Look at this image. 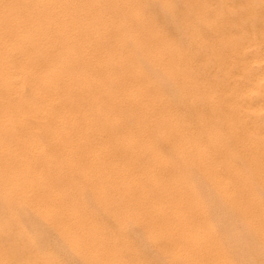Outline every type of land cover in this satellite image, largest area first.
<instances>
[{
	"label": "bare ground",
	"instance_id": "bare-ground-1",
	"mask_svg": "<svg viewBox=\"0 0 264 264\" xmlns=\"http://www.w3.org/2000/svg\"><path fill=\"white\" fill-rule=\"evenodd\" d=\"M86 1H88V0H86ZM102 1L104 2V0H102ZM124 1L125 0H121L122 5L125 4ZM98 2L96 3V1H95V3L97 5H98ZM192 2H194V1H192ZM258 2H260V1H258ZM113 3H115V2H113ZM155 3H156V1H155ZM160 3H161L160 5H162V7L165 8L166 10L169 7L168 5L170 4V3L167 4L166 0H160ZM204 3H205V5L203 7H204V11H206V8L209 7L210 5H209L208 0L207 1L205 0ZM82 4H84V3H82ZM82 4H81V6H82ZM105 4L107 5V2ZM147 4H148V2H147ZM153 4H154V2H153ZM182 4H184V3H182ZM185 4H186V2H185ZM220 4L222 5V3H220ZM97 5H95V6H97ZM144 5H146V4H144ZM174 5H176V4H174ZM79 6H80V4L77 3L76 0H0V264H62L56 258L55 254H54L56 251H54V253H53V252L49 251V248H43V247L40 248L39 247L40 236H41V233H43V232L38 234L37 231H35L34 229H30L28 226H26L27 224L25 222V219H26L25 217L28 215L33 217L35 220H37L38 224L40 223V224H42V226L44 225L45 227L52 230L56 234V235L55 234L54 235L59 238V240L61 241V243H63V245H65L64 247H66V249L68 251L73 253V255L77 256L78 259L81 262H83L84 264H127L126 259H125L126 257L124 256V254L132 251V249L130 247H123L122 248V246L119 244L116 246L115 245H113V246L109 245L108 246V244L106 245L104 240H106L105 237L108 236V235L105 236V229H107V228L106 227L104 228L103 226L97 224L100 219L98 221H96L97 222L96 223L95 221L92 220V218H91V220H90V218H87L89 215L87 214L88 216L86 217V215L84 214V212L87 210H84V212H83V206L82 205H84V204H82V203L84 201L82 199H80V202L77 203L76 202V199H77L76 196H78V195H76L74 197L76 205L74 204L75 206H72L71 204L68 203V202H71V200H73V199L70 200V198H71L70 189L69 188H63V187H61V189H60V188H58L59 185L57 186V184L59 182L61 183V180L68 177V176H66V174L69 175L68 171H72L70 168L76 169L75 167L78 165V164L76 165L72 159H69L68 158L69 156L67 157V155H70V153L73 152L72 148L74 146L78 147L79 153L81 154V157H82V155H84V156H87V158L92 157L96 162L101 161L103 163V164L101 163L102 167L99 165L98 166L102 168V171L104 168V170L106 169V170H109L110 173L112 172V174L116 178L114 180L115 181L117 180V182H114L115 185H113L114 183L113 184L110 183V185H111L112 189H114V190L117 189L118 192L117 191H115V192L123 195L126 198H128L127 196H131L133 201L136 199V197H139L140 201L141 200L143 201V204L149 203V205H151L153 207L152 208L153 210L149 214L147 213L148 217L145 221L146 226H147L146 229L148 232V239L151 240L150 242H154L155 240L162 238V237L167 238V243L170 245L171 250H169L170 249L169 248V249L162 251V253L167 257L168 260L173 261L176 257H181V258H184L188 264H231V262L229 260V253L223 247L224 245L222 244V242L215 240V238H216L215 229H214L213 224L210 221L211 219L209 220V218H211V217L209 216V218H208V216L206 214L207 208H206V205H204V201L202 202L201 199H199L201 196L199 198L196 196L193 185L191 183H189L188 180H186V179L184 180L183 177H185V176H182L181 173H178L179 175H177L176 173H174L172 175L165 173L167 170L166 161H164V159H162V156L160 155V153L157 152L155 150V147L152 146V144L150 142L151 140L149 141L146 139L147 137L145 138V136H144L145 135L144 130H146V129H144L145 125L143 127L144 130L141 128L142 126L141 127L139 126L140 128H138V126L135 125L138 129L136 128V130H134V131L128 130L129 131L128 132L125 130L128 133H126L125 135L122 134V136H121V134H120V136H117V134H115L114 139L117 141L116 143L120 144L123 147V151H126V153L130 157L128 161L125 160L127 162L124 161V163H122L121 161H119L122 164H119L117 160H113L114 158L109 153L113 148L109 151V147H111V146H109V144L107 143V141L104 140L103 137H102L103 139H101V140L99 139L101 141V143H99V140H98V142H96L93 139L94 142H96V144L99 143L98 146H96L95 148H93V147L90 148L91 146H87L85 148L86 150L84 149V147L81 148L86 142H88V139H92L94 137L100 138V136H103V132H102V128H101L102 125H99V123H95L93 121L94 116H96V113L99 112V107H100L98 100L95 97L96 95L93 96V94H92V92H93L92 89H96V88H94V86L99 87L97 84L98 81L96 82V77H95L96 76L95 74L97 73L98 70L96 69L97 70L96 73L93 74V72L90 71L91 68L90 69L87 68V67H89V65H92L93 67L98 66L99 68L101 67L103 69V71L106 75H107V73L110 75V78L108 77L110 80L114 76L118 80H121V79L124 80L125 79V82H127V83L124 82L125 83L124 88H126L125 94H127L128 100L131 103V108L135 109V111H136L133 113L136 114L139 112V114L142 113L143 115H145L146 113L156 114V116H158V120H160V122H162V124H165L168 126L167 128L162 127L163 125L161 126L162 128H160L159 134H158L159 137L162 138L164 141L169 140V142L171 141V143H174V145H172V146L174 147V150L176 152L175 154H177V157L186 161L188 168H193V167L198 166V168L201 170L204 178L206 179L208 185L211 186L216 191V193L223 199L224 202L230 203L233 208H235V206H236L237 207L236 209L239 210L238 206L234 202V196L231 192L232 181L230 178H226L225 174H223V170L225 168L226 170H228V173L232 176V178L233 177H239V174H238L239 172H237V169L234 166L229 165L224 159L223 160L220 159L221 160L220 162L213 161L214 158L210 155V153L206 149L203 148V146L201 145V143L197 137H195L194 135L193 136L188 135L185 132H183V130L181 128V122L182 121L179 120L178 116H175L176 115L175 112L173 113L172 111L167 110V108L164 109V107H163L164 105L162 106L163 102L161 101V98L159 97L160 95L158 96V93H156L157 92L156 90H158L157 85H155L153 82L148 80L147 83H145L146 84L145 87L138 86V84L141 83V82H139V83L136 82V80L139 79L138 71L140 70L141 67H143L145 65V63L140 58V56L137 55L138 56L137 58H140L139 60L142 61L144 63V65L142 64L143 66L141 65L140 68H138L137 66H135L134 68L131 67L132 68L131 72L130 71L128 72V70H127L128 68L126 69V67H125V65H126L125 59H128V57H125L124 53H122L120 50V49H122V51L125 50L123 47V44L128 39L125 41L123 39L120 40L117 45H115V46L113 45L114 47H112L113 48L112 50L109 49V51H106L104 54H99L98 56L92 55L91 49H94V47H96V46L97 47L101 46V45L103 46L102 43H104L103 42L104 41V35L110 29H108L107 26H100V27L97 26L96 27L97 31L95 33H93L91 31L90 34H92V33L93 34L91 35L90 40H88V42L89 41L90 42L88 44L86 43V45H85L84 42L86 40L82 42L80 35L83 32H85L86 30H90V29H88L89 28L88 25H91L90 24L91 22H89L90 20L89 21L87 20L88 22H85V24H84V23H82L83 19H82V21H80L79 14H82V13H78L79 9L81 8V7L79 8ZM90 6H91V4H90ZM98 6H100V5H98ZM107 6L109 7V4ZM147 6L150 9V5H147ZM157 6H159V4ZM89 7L87 9H84V11L86 10V11H88V13H90L92 11V9H90ZM92 7H94V6H92ZM118 7H119L118 10H120V6H118ZM159 7H161V6H159ZM185 7H186V5H185ZM255 7H256V5H255ZM135 8L136 7H133V6L130 7L131 13L133 15L132 19L135 18L134 21L136 19L140 18V12L138 10H136ZM96 9H98V8H96ZM100 9H99V11H100ZM147 9H145V10H147ZM151 9H153V8H151ZM116 10H115V12H117ZM153 10H154L153 12H155V9H153ZM159 10H161V9H159ZM190 10H191V7H190ZM84 11H82V12H84ZM113 11H111V12H113ZM120 11H118V12H120ZM148 11H150V10H148ZM106 12H108V11H106ZM153 12H152V14H153ZM100 13H102V12H100ZM121 13L122 12H120V14ZM103 14H105V13H103ZM113 14H114V12H113ZM124 14L122 13V15H124ZM189 14H191V13H189ZM111 15H112V13H111ZM115 15H112V16H115ZM125 15L128 16V14H125ZM154 15L156 16V13ZM167 15H169V14H167ZM179 15H180V13H179ZM82 16L83 15H81V18H82ZM100 16H102V15H100ZM89 17H91V16H89ZM162 17H165V20L168 17L170 18V16H167V18H166V15H163V14H162ZM257 17H259V16H257ZM115 18H117V15L115 16ZM87 19H88V17H87ZM94 19H95V17H94ZM111 19H112V17H111ZM130 19L129 20L127 19L128 20L127 22H131ZM184 19H186V17ZM184 19H183V22H184ZM249 19H248V21H249ZM170 20H172V19H170ZM170 20L168 21V23H166V22L165 23L166 24L170 23V25H171ZM117 21L118 20H116L114 22L116 23ZM154 21H155V19H154ZM252 21H253V19H252ZM98 22H101V20H99ZM98 22H96V23L93 22V23H94V25L95 24L98 25ZM180 22H181V19H180ZM117 23H120V22H117ZM134 24H136V23H134ZM103 25H105V24H103ZM113 25L114 24H112V26ZM127 25H129V24H127ZM130 25H132V23H130ZM139 25H142V24H139ZM172 25H173V23H172ZM154 26H155V24H153V26L151 25V27H154ZM155 27H157V24ZM173 28H172V31H173ZM93 29H95V28H93ZM133 29H135V27ZM111 30H110V32H111ZM118 30H120V29H118ZM139 30H140V28H139ZM139 30H138V32H139ZM145 30H147V29H145ZM151 30H153V29H151ZM206 30H207V28H206ZM127 31H128V28H127ZM134 31L137 32L136 29ZM121 32H122V29H121ZM115 33H117V32H115ZM127 33H129V31ZM155 33H156V38H158V41L161 40L160 44L156 46L154 51L150 50L151 48L149 50H147L145 52L146 53L145 56L151 57L153 59L152 60L149 58L150 62L152 60L153 62L155 61V63L159 64L160 66L161 65L165 66V59L168 58V57L166 58L165 55L166 56L168 55L169 59H170V63H168L165 67H163L164 73H166L167 77L169 76L173 80L176 79L177 77L179 78L181 73L177 68L179 67L178 65H180V61H179L180 60L179 58L181 57L180 53L178 54L180 57L176 56L177 55V53H176L177 48H175L176 46L173 45L170 41H168L166 39L163 40V37L161 38L160 29L158 27H157V29H155ZM180 33L181 32H179V34ZM109 34H111V33H109ZM144 34H145V31H144ZM172 34H173V32H172ZM116 35H118V33ZM119 35H120V33H119ZM127 35L128 34H126V36ZM87 36H88V34H87ZM130 36H131V34H130ZM138 36H139V34H138ZM105 37H106V35H105ZM120 37H121V35H120ZM134 37H136L135 34H134ZM225 37L226 36H224V38ZM260 37H262V36H260ZM128 38H130V37H128ZM131 39H134V38L131 37ZM151 39H153V38H151ZM135 40H137V38ZM138 40H139V38H138ZM142 40H144V39H142ZM111 41H109V42H111ZM145 41H146V39H145ZM129 42H131V40ZM142 43H143V41H142ZM206 43H209V42H206ZM106 44L107 43H105V45ZM112 44H114V41ZM155 44H156V42H155ZM128 45H129L130 51H131V48H133V47L130 46L131 45L130 43ZM153 45H154V43H153ZM202 45H204V44H202ZM110 46H111V44H110ZM126 46H127V44H126ZM143 46H144V43H143ZM120 47H122V48H120ZM139 47H138V49L141 48V50H142V47H140V48ZM154 47H155V45H154ZM177 47H179V46L177 45ZM223 48H224V46H223ZM261 48H262V46H261ZM105 49L108 50V48H105ZM145 50H146V48H145ZM134 52H136V54H137V51L135 49H134ZM127 54H125V55H127ZM133 55H135V53ZM142 56L144 57V55H142ZM214 57H216V56H214ZM127 61H129V59ZM134 61H136V60L134 59ZM134 61L133 62L130 61V63L133 64ZM137 62H138V60H137ZM139 64H141V63H139ZM146 65L148 68L150 67L149 69L153 68V67H151L152 65H149V63L148 64L146 63ZM133 66H134V64H133ZM147 67H145L146 71L148 69ZM158 68H160V73H161V67H158ZM149 69H148V72H151L150 74H152L153 71H150ZM155 73H157V72H155ZM155 73H153L155 76V77L154 76L153 77L158 78L159 75H157V77H156ZM178 74H179V76H178ZM259 75H261V74H259ZM147 76H148V73H147ZM256 76H258V75H256ZM165 77H162V78L164 79ZM158 79H160V78H158ZM106 80H108V79L106 78ZM113 80L115 82L118 81V80H115L113 78L110 81L112 86L115 84V82L112 83ZM165 80L168 82V80L166 78H165ZM261 80H263V77L257 78L256 82L259 83ZM175 81L176 80H174V82ZM182 81H184V79H182ZM101 82H99V83H101ZM106 82H104V84ZM110 83H108V85H110ZM164 83L165 82L162 81L163 85H164ZM120 84H122V83H120ZM120 84H118V85H120ZM165 85L168 86L167 84H165ZM180 85H181V83H180ZM197 85H198V83H197ZM102 86L104 87V85H101V87ZM107 86H105L104 89H106ZM166 86L163 88L166 89ZM115 87L117 88V86H115ZM115 87H112V88L115 89ZM225 87H226V85H225ZM124 88H122V89H124ZM173 88H174V86L172 87V89ZM182 88H185V87L182 86ZM109 89H111L110 86H109ZM168 89L169 88L167 87V90ZM170 90H171V88L169 89V91ZM120 91L122 92V90H120ZM192 91H193V89H192ZM158 92H160V91H158ZM101 93H102V91H101ZM181 93L184 94L183 92H181ZM258 94H260V93H258ZM100 95L102 96V94H100ZM111 95L113 96L114 94H111ZM119 95H120V97H122L121 94H119ZM172 95H171V97H173ZM175 95H176V93H175ZM101 96H100V98H101ZM206 96H207V94H206ZM115 97H117L116 94H115ZM110 98H111V96H110ZM118 98H119V96H118ZM118 98H116V100ZM209 98H211V97H209ZM108 100L106 103H108ZM111 101H113V100H111ZM87 102L89 103V106H88V104L86 105ZM259 102H258V104H259ZM120 103H121V101H120ZM101 106H103V105H101ZM124 107H125V105H123V108ZM101 108L102 107H100V109ZM103 108H105V107L103 106ZM238 108H240V107H238ZM108 110H109V108H108ZM115 110L112 111L113 115H114V113L117 112ZM259 110H261V111L264 110V102L263 101L260 104ZM121 111H124V110L122 109ZM112 112H110V113H112ZM250 112H251V110H250ZM120 113H122V112H120ZM130 114H132V113H130ZM152 114H151V116H152ZM222 114H223V112H222ZM98 115H100V114H98ZM98 115L96 117L97 120H99L98 118H100V116H101L100 115L98 117ZM102 115H104L103 112H102ZM119 115H122V114H119ZM248 115H249V113H248ZM103 117L104 118L100 119L99 121L102 124L104 123L105 126H106V124L108 126H110L111 124H113L112 122H116L115 118L114 119L111 118L112 116H110L109 118H108V115L103 116ZM116 117H118V116H116ZM136 117L139 118L140 116L138 115ZM144 117H142V118H144ZM255 117H257V116H255ZM131 118H133V116H131ZM152 118H153V116H152ZM134 119H137V118H134ZM97 120H96V122H97ZM119 120H120V117H119ZM121 120H123V119H121ZM126 120H127V118L125 119V121ZM131 121H132V119H131ZM148 121L146 124H148ZM152 121H153V119H152ZM136 122H135V124H138V122L137 123ZM142 122H145V120L144 121L142 120ZM117 123H116V125H117ZM122 124H123V121H122ZM141 124H145V123H141ZM156 124L157 123H155V125ZM104 125H103V127H104ZM127 125H129V124H127ZM120 126H119V128H120ZM130 126L132 127L131 124H130ZM112 127H114V126H112ZM126 127H128V126H126ZM109 129L103 130L104 134H105V131L106 130L108 131ZM121 129H123V127H121ZM124 129H125V127H124ZM157 129H158V127H157ZM132 130H133V128H132ZM122 131L125 133L124 130H122ZM110 132H111V130H110ZM116 133H117V131H116ZM119 133H121V132H119ZM111 134L112 133H110V135ZM149 135H147V136H149ZM212 135H214L216 137H214ZM208 136L213 139L212 142L214 143V145L216 146V148L218 150L224 149V147L222 145L223 143L217 135L211 134L209 132ZM107 140H108V138H107ZM109 141H110V139H109ZM223 142H224V140H223ZM94 144L95 143H93V145ZM228 144H229V142H228ZM263 144H264V142H263ZM84 146H86V144ZM88 147L91 151L89 149H88L89 151H87ZM166 147H168V146H166ZM121 149H120V151H122ZM250 149H251V147H250ZM163 150H162V152H163ZM117 151H119V150H117ZM259 153H260L259 161L261 163L260 165H262V164L264 165V151L261 150ZM143 154H145V156H146V154L149 155V157H151V162L149 161L150 163L145 164V166L143 165L144 167L142 169L141 174L136 176L132 173L133 168H132V164H130V163L134 164V161L136 159L139 160L140 156H142ZM75 155H76V153H75ZM81 157H79V155H78V158L81 159ZM78 158H77V160H78ZM83 158L85 159V157H83ZM123 159H124V157H123ZM86 161H87V159H86ZM90 162H92L91 159H90ZM79 166L77 168V171L79 173H81L80 175L81 176L83 175L82 177H84L85 172H86L87 175H85V176H88V172L86 170L84 171L81 167L79 168ZM86 166H87V164H86ZM256 167H257V169L259 168L258 170L260 172L257 171ZM89 168H90V166H89ZM250 168L256 170L255 172H256V175L258 177L257 181L260 184V186L264 188V166L260 168L259 165L252 164V165H250ZM56 171L59 172L61 174V176L59 173H58L59 174L58 175L56 173ZM65 171L68 173H66L64 175L63 173H65ZM92 173H94V172H92ZM62 174L64 175V177H62ZM89 174H90V172H89ZM70 177L71 176H69V178ZM72 179H73V177H72ZM108 179H110V178H108ZM111 179H110V181H111ZM142 179L145 180V182H146L145 187H143L141 185ZM196 180H197V178H196ZM64 181L62 182V184L64 183ZM99 181H102L101 178ZM190 181H192V180H190ZM86 182H87V179H86ZM86 182H85V184H86ZM95 182H96L97 188L95 187L94 191H96V189H97L98 194L100 195L101 199L103 198V200H105L107 197L106 194L110 193V192H108L109 191L108 188H110V187L107 184H105L107 186V188L100 187L101 186V184H99L100 182L99 183L97 181H95ZM103 182H104V180H103ZM66 183L74 184L75 181L73 183V181H71V179H70L69 182H67V180H66ZM77 185H79V184H77ZM86 185H85V187H86ZM91 185H93V183ZM245 185L246 184H244V186ZM247 186H249V183L246 185V187ZM90 187H92V189H93V186H90ZM79 188H81V186ZM79 188H78V190H79ZM83 189L84 188H82V190ZM89 189H91V188H89ZM238 189H241V188L238 187ZM149 190H151L153 192L158 191V193L162 196L163 200L160 203L152 201ZM72 191H74V190H72ZM106 191H107V193H106ZM79 192H80V190H79ZM77 193L78 192L76 191L75 194H77ZM80 193H83V192H80ZM87 195H89V194H87ZM79 196H82V194ZM114 196H116V195H114ZM83 197H81V198H83ZM85 197H86V195H85ZM89 197H91V195H89L87 197V199ZM118 197H120V195ZM155 198H157L156 195H155ZM93 199L94 198L91 199L92 201H90V199H89V201L93 202ZM117 199L118 198H116V200ZM260 199L254 193H251L250 199H249L250 203H249V206L247 207V209L244 211V208L242 206L240 207V209H241L242 214H244L245 222L248 224V226L250 225V227L253 229V231L255 233L258 234L259 238L261 239V242L264 244V205L261 203ZM68 200H70V201H68ZM95 200H94V202H95ZM85 201H88V200H85ZM98 202H100V198H99V201H97L95 203H98ZM245 202H247V201H245ZM71 203L73 204L74 201H72ZM88 204L86 206H88ZM105 204H107V203H105ZM126 204H127V202H126ZM93 205L91 204V207H93ZM225 206H227V205H225ZM89 207H90V205H89ZM95 207H96V205H95ZM108 207H109V204H108ZM84 208H86V207H84ZM122 210H124V209H122ZM146 210H148V209H146ZM89 212L91 213L90 208H89ZM85 213H88V212H85ZM112 213H113V211H112ZM115 213H117V212H115ZM135 213H137V212H135ZM143 214H145V213H143ZM106 215H107V213H106ZM96 216L97 215H95V217ZM132 216L133 215L131 214L129 217L131 218ZM115 218H117V217H115ZM101 219H102V217H101ZM133 219H134V221L136 220L137 222L140 221L139 217L137 215H134L132 220ZM108 238H109V236H108ZM52 240H54V239H52ZM48 247H49V244H48ZM60 255H59V257H60ZM134 264H137V263H134Z\"/></svg>",
	"mask_w": 264,
	"mask_h": 264
},
{
	"label": "rangeland",
	"instance_id": "rangeland-1",
	"mask_svg": "<svg viewBox=\"0 0 264 264\" xmlns=\"http://www.w3.org/2000/svg\"><path fill=\"white\" fill-rule=\"evenodd\" d=\"M95 1H96V3L99 1L98 5H100V6H98L95 3ZM118 1L119 0H104V2L102 0H94V1L93 0H91V1L90 0H88V1L76 0V2L80 4L79 8L81 7L80 9L78 8L79 9L78 13H82V14H79L80 21H82V19H83L82 23H84V24H85V22H88L89 20H90L89 22H91L90 23L91 25H88V27H89L88 29H90V30L85 31L88 34V36L85 32H83L82 33L83 35L82 34L80 35L81 41L83 42L86 40L84 42V44L85 45H86V43L88 44L90 42V41L88 42V40H90L91 35L97 31V28H96L97 26H99V27L100 26H107L108 29H110V30L112 29L111 32H110V30H108L105 34L106 37L104 35V41H103L104 43H102L103 46L102 45L98 46V47L96 46V47H94V49H91L92 55L98 56L99 54H104L106 51H109V49L112 50L113 49L112 47L117 45L120 40L123 39L125 41L128 39L127 41H125V43L127 44L128 47L126 46L125 43H124L125 45L123 44V47L126 51L124 50L125 51L124 52V51H122V49H120L121 52L124 53V56L128 57V59H129V61H127L128 59H125L126 60L125 67H126V69L128 68L127 69L128 72L129 71L131 72L132 68H134L135 66L140 68L142 64L144 65V63H145V65H146V63L147 64L149 63V65H152L151 66V67H153L152 69H149L150 67L148 68L147 65L146 66L144 65V66L147 67L150 71H153V73L159 72L158 74L157 73H155V74H156V77H157V75H159L158 78H160V79L154 78L155 77L154 74L153 73L150 74L151 72H148V69L146 71V68L142 65L143 66V67H141L142 69L140 68V70L138 71L139 79H137L138 81L136 80L137 83L141 82L138 84V86L145 87L146 86L145 83H147L148 80L153 82L155 85H157L158 90H156L157 91L156 93H158V96L160 95L159 97L161 98V101L163 102L162 106L164 105L163 106L164 109L167 108V110L172 111L173 113L175 112V114H176L175 116H178L179 120L182 121L181 122V128H182L183 132H185L188 135H192V136L194 135L195 137H197L199 139L201 145L203 146V148L206 149L210 153V155L214 158L213 161L220 162L221 160L224 159L229 165H232L237 169V172H239L238 173L239 177H233L232 178V176L228 173V170H226L225 168L223 170V174H225L226 178H230L232 181L231 192L234 196V202L238 206L239 210L236 209L237 208L236 206H235V208H233L230 203L224 202L223 199L216 193V191L211 186L208 185L206 179L204 178V176H203L201 170L198 168V166L193 167V168H188L187 164H186L187 162L182 160L181 158L177 157V154H175L176 152L174 150V147L172 146V145H174V143H171V141L169 142V140L164 141L162 138L159 137L158 134H159L160 128H162V127L167 128L168 126L165 124H162V122H160V120H158V116H156V114L146 113L145 115H143L142 113L139 114L138 111H137L138 113H136V114L133 113L136 111H135V109L131 108V103L128 100L127 94H125L126 88H124V87H125V83H127V82H125V79L124 80H122V79L118 80L114 76L113 78L115 80H118L117 82H115L114 80L112 81V83H114V82H115V84L117 83L116 85L114 84L115 86H117V88H116L114 85L112 86L110 83V81L113 78H111V80H110L109 79L110 75L108 73L106 75L104 73L103 69L101 67H100L101 68L100 69L98 66L93 67L92 65H89V67H87V68H89V69L91 68L90 71H92L93 74L96 73V71L98 70L97 73L95 74L96 75L95 77H96V82L98 81L97 84L99 87L94 86V88H96V89H92L93 90L92 94H93V96L96 95L95 97L97 98L100 107L103 108V106H104L105 108L100 109V107H99V112L96 113V116H94L93 121L95 123H99V125H102L101 128H102L103 136H100V138L94 137L92 139H88V142L85 143L86 146H84L85 145L84 144L81 148L84 147V149H85L87 146H91L90 148H92V147L95 148L96 146H98L99 143H101L100 140L104 138V140L107 141L109 146H111V147H109V151L113 148L112 149L113 151L111 150L109 152L110 155L114 158L113 160H117L119 164H122V163H124L125 160L128 161L130 157L126 153V151H123V147L120 144L116 143L117 141L114 139L115 134H117V136H120V134H121V136H122V134L125 135L129 131L136 130V128H137L136 126H138V128H140L142 126L141 128L143 129V127L145 125L144 129H146V130L143 129L144 134H145L144 135L145 138L147 137L146 138L147 140H149V141L151 140L150 142H151L152 146L155 147V150L160 153V155L162 156V159H164V161H166L167 170L165 173H168L169 175H172L174 173L179 175L178 173H181L182 176H185V177H183L184 180L185 179L188 180V182L193 185L196 196L198 198L201 196L199 199H201L202 202L204 201V205H206V208H207L206 214H207L208 218H209V216L211 217V218H209V220L211 219L210 221L213 224L214 229H215V235H216L215 240L222 242V244L224 245L223 247L229 253V260H230L231 264H264V244L261 242V239L259 238L258 234L255 233L253 231V229L250 227V225L248 226V224L245 222L244 214H242L241 209H240L241 206L244 208V211L247 209V207L249 206V203H250L249 199H250L251 193H254L256 196H258L259 199L261 198L260 201L264 205V199H263L264 198V196H263L264 195V188L261 187L257 181L258 177H257L256 172H255L256 170L250 168V165H252V164H257V165H259L260 168L264 166L263 164L260 165L261 163L259 161V155H260L259 152L261 150L264 151V144H263V142H264L263 141L264 140V119H263L264 118V110L263 111L259 110L260 104L262 103V101L264 102V99H263L264 98V37H263L264 36V0H262V1L261 0H221V1L220 0H208L210 6L206 8V11H204V7H203L205 5V3H204L205 0H166L167 4L170 3L168 5L169 7L167 8V10L165 8H163L162 5H160L161 4L160 0H152V1L151 0H149V1L148 0H125L124 1L125 4H123V5L121 3V0L119 2ZM155 1H156V3L157 2L158 3L156 4ZM192 1H194V2H192ZM258 1H260V2H258ZM106 2H107V5L109 4V7L105 4ZM113 2H115V3H113ZM147 2H148V4H147ZM153 2L155 5L153 4ZM185 2H186V4H185ZM82 3H84V4H82ZM143 3L146 5H144ZM182 3H184V4H182ZM220 3H222L223 6ZM81 4H82V6H81ZM90 4H91V6H90ZM158 4L161 7L157 6ZM174 4H176V5H174ZM192 4L193 5L195 4V5L193 6ZM95 5H97V6H95ZM147 5H150V9ZM185 5H186V7H185ZM255 5H256V7H255ZM87 6L88 7L90 6L89 8L92 9V11L90 13H88V11H86V10L84 11V9L88 8ZM92 6H94V7H92ZM118 6H120L121 11L118 10L119 9ZM132 6L136 7L135 9L140 12V18H139L140 20L136 19L134 21L135 18L132 19L133 15H132L131 9H130V7H132ZM190 7H191V10H190ZM96 8H98V9H96ZM113 8L115 10L117 9L116 10L117 12H115V10ZM151 8L155 9V12H153L154 10ZM158 8L161 9L162 11L159 10ZM99 9H100V11H99ZM145 9H147V10H145ZM81 10L84 12H82ZM105 10L108 12H106ZM148 10H150V11H148ZM111 11H113L114 14ZM118 11L122 12L123 14L124 13L128 14V16L125 14L122 15V13L120 14V12H118ZM100 12H102V13H100ZM152 12H153V14H152ZM103 13H105V14H103ZM111 13H112V15L116 14L117 18H115L116 15L112 16ZM155 13H156V16L154 15ZM179 13H180V15H179ZM189 13H191V14H189ZM162 14L166 15V18H167V16H170V18L168 17L166 19L167 20L166 21L165 17H162ZM167 14H169V15H167ZM81 15H83L82 18H81ZM100 15H102V16H100ZM89 16H91V17H89ZM93 16L95 17L96 20L94 19ZM257 16H259V17H257ZM87 17H88V19H87ZM111 17H112V19H111ZM185 17H186V19H184ZM126 18L128 20L130 19L131 22H127L128 20ZM179 18L181 19V22H180ZM98 19L101 20V22H98L99 21ZM154 19H155V21H154ZM170 19H172V20H170ZM183 19H184V22H183ZM248 19H249V21H248ZM252 19H253V21H252ZM116 20H118L117 22H120V23H117V22L115 23L114 21H116ZM169 20L171 21V25H170V23L166 24V23H168ZM93 22H95V23L98 22V25L97 24L94 25ZM122 22L123 23L125 22V23L123 24ZM151 22L153 24H155V26L157 24V27L160 29V34H161L160 36H161V38L163 37V40L166 39V40L170 41L173 45L176 46V47L174 46L175 48H177L176 49L177 50L176 56L180 57L178 55L179 53L181 55V57L179 58L180 59L179 60L180 65H178L179 67L177 68L181 73V75H180L181 77L178 74L179 78L177 77L176 79H174V80H176L175 82L171 77H169V76L167 77L166 73H164V70H163V67H165L168 63H170V59H169L168 55L167 56L165 55L166 58L168 57L167 59H165V66L164 65L160 66L159 64L155 63V61L153 62L152 61L153 59L151 57L145 56V54H146L145 52L147 50H149L151 48L150 50L154 51L156 46L159 45L160 41H161V40L158 41V38H156L155 29H157V27H155V26L151 27V25L153 26V24ZM102 23L105 25H103ZM130 23H132V25H130ZM134 23H136V24H134ZM172 23H173V25H172ZM112 24H114V25L112 26ZM127 24H129V25H127ZM139 24H142V25H139ZM134 27L137 30V32L134 31L135 30V29H133ZM93 28H95V29H93ZM127 28H128L129 33L131 32L130 33L131 36L129 33H127L128 32ZM139 28L141 31L139 30ZM150 28L153 30H151ZM172 28H173V31H172ZM206 28H207V30H206ZM118 29H120V30H118ZM121 29H122V32H121ZM145 29H147V30H145ZM138 30H139V32H138ZM91 31L93 32L92 34H90ZM144 31H145V34H144ZM115 32H117L118 35H116L117 33H115ZM172 32H173V34H172ZM179 32H181V33L179 34ZM109 33H111L112 35ZM119 33H120L121 37H120ZM133 33L135 34L136 37H134ZM137 33L139 34V36ZM126 34H128V35L126 36ZM224 36H226V37L224 38ZM260 36H262L263 38ZM128 37H130V38H128ZM131 37H133L134 39H131ZM136 38H137V40H135ZM138 38H139V40H138ZM151 38H153V39H151ZM129 39L131 40V42H129L130 41ZM142 39H144V40H142ZM145 39H146V41H145ZM109 41H111V42H109ZM113 41H114V44H112ZM142 41L144 43V46H143ZM152 42L154 43L155 47H154ZM155 42H156V44H155ZM206 42H209V43H206ZM105 43H107V44L105 45ZM129 43L131 44L130 46L133 47V48H131V51H130V47L128 45ZM110 44H111V46H110ZM202 44H204V45H202ZM138 45L140 47H142V50ZM177 45L179 47H177ZM137 46L140 49H138ZM223 46H224V48H223ZM261 46H262V48H261ZM105 48H108V50ZM120 48H122V47H120ZM145 48H146V50H145ZM134 49L137 51V54H136V52H134ZM134 53H135V55H133ZM125 54H127V55H125ZM137 55L140 56V58L143 60L144 63L139 60L140 58H137L138 57ZM142 55H144V57ZM214 56H216V57H214ZM149 58L152 59L151 62H150ZM134 59L136 61H134ZM137 60H138V62H137ZM130 61L131 62L134 61V63H133L134 66L132 63H130ZM139 63H141V64H139ZM158 67H161V73H160V68H158ZM147 73H148V76H147ZM259 74H261V75H259ZM256 75H258V76H256ZM162 77H165L168 80V82L165 80V78L163 79ZM259 77H263V80H261L262 82L260 81L258 83V82H256V79ZM106 78L108 80H106ZM182 79H184V81H182ZM162 81L165 82L164 85L165 84L168 85V86L165 85L166 89L163 88L165 86L162 84ZM99 82H101V83H99ZM104 82H106V83L104 84ZM108 83H110V85H108ZM120 83H122V84H120ZM180 83H181V85H180ZM197 83H198V85H197ZM118 84H120V85H118ZM101 85H104V87L103 86L101 87ZM225 85H226V87H225ZM105 86H107V88H106L107 90L104 89ZM109 86L111 89H109ZM173 86H174V88L172 89ZM182 86L185 88H182ZM112 87H115V89H113ZM121 87L124 89H122ZM167 87L169 89L171 88V90L170 91H169V89L167 90ZM192 89H193V91H192ZM120 90H122V92ZM101 91H102V93H101ZM158 91H160V92H158ZM174 92L176 93V95ZM181 92H183L184 94H182ZM258 93H260V94H258ZM100 94H102V96ZM111 94H114V95L112 96ZM115 94L117 97H115ZM119 94H121L122 97H120ZM206 94H207V96H206ZM107 95L108 96L110 95L111 98H110V96L108 97ZM171 95L173 97H171ZM100 96H101V98H100ZM118 96H119V98H118ZM209 97H211V98H209ZM116 98H118V99L116 100ZM107 100H108V103L110 102L109 104L106 103ZM111 100H113V101H111ZM120 101H121V103H120ZM258 102H259V104H258ZM87 104L89 106L88 102L86 103V105ZM110 104L112 106L114 105L116 108L114 106L112 107ZM101 105H103V106H101ZM123 105H125L124 108H123ZM238 107H240V108H238ZM108 108H109V110H108ZM122 109L124 111H121ZM113 110L117 111L116 113H114V115L112 112ZM250 110H251V112H250ZM109 111L112 113H110ZM119 111L122 113H120ZM102 112L104 113V115H102ZM222 112H223V114H222ZM130 113H132V114H130ZM248 113H249V115H248ZM98 114H100L102 117ZM119 114H122V115H119ZM137 114L140 117L142 115H143L142 117L145 116L144 117L145 119L142 117L141 118L136 117V116H138ZM151 114H152L153 118H152ZM97 115H98V117L100 116V118H98L99 120L104 118L103 116H107V115H108V118L110 116H112L111 117L112 119L115 118L116 122L111 121L113 123L111 125L114 126L115 128L112 127L111 125L108 126L106 124V126H105L104 123L103 124L100 123V121L96 119ZM116 116H118V117H116ZM131 116H133V118H131ZM255 116H257V117H255ZM119 117H120V120H119ZM126 118H127V120L125 121ZM134 118H137V119H134ZM121 119H123V120H121ZM131 119H132V121H131ZM141 119L143 121L145 120V122H142ZM152 119H153V121H152ZM96 120H97V122H96ZM122 121H123V124H122ZM136 121L138 122V124H135ZM147 121H148V124H146ZM116 123H117V125H116ZM141 123H145V124H141ZM155 123H157V124L155 125ZM127 124H129V125H127ZM130 124L132 125V127L130 126ZM103 125H104V127H103ZM119 126H120V128H119ZM126 126H128V127H126ZM121 127H123V129H121ZM124 127H125V129H124ZM157 127H158V129H157ZM132 128H133V130H132ZM105 129H109V130L108 131L106 130L105 134H104L103 130H105ZM110 130H111V132H110ZM122 130H124V131L129 130V131L128 132L125 131V133H124ZM116 131H117V133H116ZM118 131L121 133H119ZM209 132L211 134L217 135L220 138V140L223 143L222 144L224 147L223 150H218L216 148V146L212 142L213 139L208 136ZM110 133H112V134L110 135ZM147 135H149V136H147ZM212 136H214V135H212ZM214 137H216V136H214ZM107 138H108V140H107ZM93 139L96 142H98V140L100 139L99 143L96 144V142H94ZM109 139H110V141H109ZM223 140H224V142H223ZM228 142H229V144H228ZM93 143H95V144L93 145ZM165 145L168 147H166ZM250 147H251V149H250ZM88 149H89V147L87 148V151L90 150V149L89 150ZM120 149L122 151H120ZM117 150H119V151H117ZM162 150H163V152H162ZM72 151H73L72 153L74 155L72 153H70V155H67V157L69 156L68 158L72 159L75 162V164L76 165L78 164V165L75 167L76 169L70 168L72 171L67 170L69 172V175L66 174L68 172L65 171V173H63V174L64 175L66 174V176H68V177L61 180V183L59 182L60 184L58 183L57 186L59 185L58 188H60V189H61V187L70 189V192H71L70 200L73 199V200H71V202L74 201V203L73 204L71 202H68V203L71 204L72 206H75L76 202L79 203L80 199H82L86 203L85 204L83 202L82 204H84V205H82V206H83V212H84V210H87L85 212H88V213L84 212L86 217L88 215L90 216V217L88 216L87 218H90V220L92 218V220L95 222L98 221L99 219L101 220V221L99 220L98 223L97 222L96 223L98 225L103 226L104 228L105 227L107 228V229H105V236L108 235L109 238H108V236L105 237L106 240H104V242L106 245L108 244V246L109 245L110 246H113V245L116 246L119 244L122 246V248L123 247H130L132 249V251L124 254V256L126 257L125 259H126L127 264H134V263H137V264H188L185 261V259L181 258V257H176L173 261H170L162 253V251L170 248V245L167 243V238L162 237V238L155 240L154 242H150L151 240L148 239V232L146 229L147 226H146L145 221L148 217L147 213L149 214L153 210L152 209L153 207L151 205H149V203L143 204V201L142 200L140 201L139 197H136V199L133 201L131 196H127L128 198L130 197L128 199V198L124 197L123 195L118 194L117 189L116 190L112 189L111 185H110V183L113 184L114 182H117V180L116 181L114 180L116 178L114 177L112 172L110 173L109 170L105 169L106 170L105 171L103 168V171H102L101 165L103 163L101 161L96 162L92 157L87 158V156H84V155H82V157H81V154L79 153V149L76 146H74L72 148ZM74 152L76 153L77 156L75 155ZM78 155H79V157H81V159L78 158ZM83 157H85V159ZM123 157H124V159H123ZM77 158H78V160H77ZM86 159H87V161H86ZM90 159L92 162H90ZM119 161H121L122 163H120ZM127 161H125V162H127ZM135 161H134L135 165L133 163H130V164H132V168L134 169V170L132 169V173L137 176V175L141 174L142 169L145 166V164L151 162V157H149V155H147V154H146V156H145V154H143L142 156H140L139 160L136 159ZM86 164H87V166H86ZM98 165L101 167H99ZM78 166H79V168L81 167L84 171L86 170L88 172V176H85V175H87L85 172L84 177H82L83 175L81 176L80 175L81 173H79L77 171ZM89 166H90V168H89ZM256 169H257V167H256ZM258 169H257V171H259ZM89 172H90V174H89ZM92 172H94V173L96 172V173L94 174ZM56 173L58 174L59 172L56 171ZM63 174H62V177H64ZM60 176H61V174H60ZM69 176H71V177L69 178ZM72 177H73V179H72ZM100 178L102 181H99ZM108 178H110V179L112 178L111 181ZM196 178H197V180H196ZM70 179H71V181H73V183L75 181V183L74 184L66 183V180H67V182H69ZM86 179H87V182H86ZM103 180H104V182H103ZM190 180H192V181H190ZM63 181H64V183H63L64 185L62 184ZM76 181L77 182L79 181V182L77 183ZM95 181H97L98 183L100 182L99 183V184H101L100 187L107 188V186L105 184H107L110 187V188H108V190H109L108 192H110V193L106 194L107 197L105 200H103V198L101 199L100 195L98 194L97 189H96V191H94V189L96 187ZM85 182L87 185L85 184ZM92 183H93V185H91ZM141 183H142L141 185L143 187L146 186L145 180L142 179ZM248 183H249V186L246 187V185ZM77 184H79V185H77ZM82 184L83 185L85 184L86 187H85V185L83 186ZM244 184H246V185L244 186ZM113 185H115V183ZM80 186H81V188H79ZM87 186L91 189H89ZM90 186H93V189ZM238 187L241 189H238ZM78 188H79L80 192H83V193H80ZM82 188H84V189L82 190ZM72 190H74V191H72ZM88 190L89 191L91 190V191L89 192ZM76 191L78 192L77 194H75ZM115 191H117V192H115ZM149 191H150L152 201L160 203L163 200L162 196L158 193V191H155V192H153L151 190H149ZM106 193H107V191H106ZM81 194H82V196H79ZM87 194L91 195V197H89L88 199H87V197L89 195H87ZM76 195H78L79 197ZM85 195H86V197H85ZM114 195H116L117 197ZM119 195H120V197H118ZM155 195L157 198H155ZM75 196L77 197V199L79 201L76 199V202H75V199H74ZM81 197H83V198H81ZM92 198H94L93 202H90V201H92L91 200ZM99 198H100V202H98L99 204L95 203V202L99 201ZM116 198H118V199L116 200ZM89 199H90V201H89ZM70 200H68V201H70ZM85 200H88L89 202L85 201ZM94 200H95V202H94ZM245 201H247V202H245ZM126 202H127V204H126ZM105 203H107V204H105ZM87 204H88V206H86ZM91 204L92 205L94 204L93 207H91ZM108 204H109L110 208L108 207ZM89 205H90V207H89ZM95 205H96V207H95ZM225 205H227V206H225ZM84 207H86L87 209ZM88 207L90 208L91 213L89 212ZM122 209H124V210H122ZM146 209H148V210H146ZM112 211H113V213H112ZM115 212H117V213H115ZM135 212H137V213H135ZM106 213H107V215H106ZM143 213H145V214H143ZM94 214L97 216L95 217ZM131 214L133 216L137 215L139 217L140 221L137 222L136 220L134 221V219L132 220L133 216L131 218L129 217ZM101 217H102V219H101ZM115 217H117V218H115ZM25 218L24 219H25V222L27 224L26 226H28L30 229H34L35 231L38 232V234L43 232V233H41V236H40V242H39L40 248H42V247L43 248H49V251H51L53 253H54V251H56L57 253L55 252L54 254H55L56 258L62 264H84L83 262H81L78 259L77 256L73 255V253H71L70 251H68L66 249V247H64L65 245H63V243H61L59 238L57 236H55L56 234L52 230L45 227L44 225L42 226V224H40V223L38 224L37 220H35L33 217H31L29 215L26 216ZM52 239H54V240H52ZM48 244H49V247H48ZM169 250H171V248ZM59 255H60V257H59Z\"/></svg>",
	"mask_w": 264,
	"mask_h": 264
}]
</instances>
